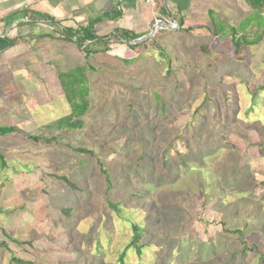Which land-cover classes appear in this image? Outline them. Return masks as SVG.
<instances>
[{
	"label": "rangeland",
	"instance_id": "rangeland-1",
	"mask_svg": "<svg viewBox=\"0 0 264 264\" xmlns=\"http://www.w3.org/2000/svg\"><path fill=\"white\" fill-rule=\"evenodd\" d=\"M213 1L221 34L209 20L125 53L64 54L61 70L85 65L89 111L68 134L42 127L45 117L20 123L57 143L21 134L3 142L0 229L17 243L0 231V264H264V37L235 49L222 0ZM55 86L59 118L68 105ZM233 166L246 183L224 185ZM131 223L144 228L139 257L125 249Z\"/></svg>",
	"mask_w": 264,
	"mask_h": 264
},
{
	"label": "crops",
	"instance_id": "crops-1",
	"mask_svg": "<svg viewBox=\"0 0 264 264\" xmlns=\"http://www.w3.org/2000/svg\"><path fill=\"white\" fill-rule=\"evenodd\" d=\"M219 4L227 26L239 28L251 16L245 0H222ZM214 6L213 0H152L151 3L146 0H0V126L15 125L22 130L20 123L33 121L37 125L39 117H45V122L39 123L45 128L57 119L55 85L61 87L56 67L64 68V54L71 50L86 61L75 38L64 39L66 28L74 30L97 20L94 33L100 39L120 32L145 36L159 21L177 25L179 29L200 30L208 28ZM114 11L118 15L110 16ZM169 30L159 26L153 36ZM127 45L125 41L124 44L109 41L110 49L120 53L129 49ZM66 70L60 69V72ZM61 94L63 98L62 89ZM68 113L69 107L63 116ZM17 135L20 133L0 136V153L7 165L8 153L3 142L15 140L13 137ZM5 172L0 169L3 176Z\"/></svg>",
	"mask_w": 264,
	"mask_h": 264
},
{
	"label": "trees",
	"instance_id": "trees-1",
	"mask_svg": "<svg viewBox=\"0 0 264 264\" xmlns=\"http://www.w3.org/2000/svg\"><path fill=\"white\" fill-rule=\"evenodd\" d=\"M247 6L251 10V16L246 19L244 23L240 25L239 28H235L232 26H227V30L230 35V39L232 42V45L235 49H239L243 46H255L257 45L261 39L264 37V0H245ZM114 14V15H113ZM113 14H110V16H116L118 15L117 12L114 11ZM212 25L214 24L213 18L211 17ZM219 21V20H218ZM97 22V20L90 21L87 25L84 27H78L77 29H71L66 28L64 30V39L65 40H72L75 38L76 46L78 49L83 53V56L85 60H88V58L91 55L97 54V53H105L110 49L109 41H113L116 44H124V41H133L143 35H137L134 33H119L116 35H111L109 37L105 38H97V36L94 33V24ZM181 25V24H180ZM216 32L220 33L222 32L221 22H217V24H214ZM192 28H185L184 31H190ZM238 31L240 35H238ZM221 34V33H220ZM144 41L141 42V44H128L127 47L132 50L136 49L140 45H144ZM134 58L129 60H121L124 64H128L131 61H133ZM85 65L77 66L75 68L69 69L68 71L64 72H57V79L59 81L60 87L63 92V98L64 101L67 103L69 107V113L65 116L57 118L54 122L48 124L45 126V129H51L53 132H59L61 134H68L71 132L80 131L84 127V117L89 111V89L87 86V78L85 76ZM264 89V88H261ZM252 95V99L255 97L256 93ZM251 99V103H252ZM253 106H249V111H252ZM9 133H20L21 135H24L27 139L32 140L34 142H43L45 144H53L58 142V138L60 136L52 135L49 138L41 135H31L24 133L21 131L18 127L15 125L12 126H0V136H3L5 134ZM261 155L264 159V139L258 144ZM73 151L81 154H87V155H93V152L90 149L83 148V147H77L73 148ZM99 163V161L97 160ZM100 164V163H99ZM5 167V160L4 156L0 153V168ZM232 167V165H231ZM235 166H233L232 171L229 170V175L226 177V179L223 180L224 185H229L230 181H233L235 183H246L248 179L247 175L239 176L236 174ZM102 174L105 177V196L107 197V203L108 206L112 209H114L115 205H113L109 201L108 197V190L111 188V180L109 178L108 173L106 170L101 169ZM231 172V173H230ZM56 179L61 180L64 182L69 188L76 189V186L74 183H72L68 177L66 176H55ZM238 179V180H237ZM236 180V181H235ZM243 185V184H241ZM242 188V187H241ZM246 188H243L242 190L245 191L246 194H249L248 189L244 190ZM141 195V193H139ZM136 194H134L135 196ZM130 230H131V239L129 240V243L125 247V249H128L132 247L135 251V254L139 257L141 256V250L144 246H146L144 243H142V233L144 232V228H142L137 223H131L130 224ZM3 236L7 237L13 242H16L13 238L10 237L8 233L2 228L0 229ZM240 229H234L230 233L234 234H240ZM0 247H3L7 249V245L4 242H0ZM125 249L122 250L119 260L122 262V257L125 253ZM11 262L18 263V264H31L30 262L21 260L16 257H11Z\"/></svg>",
	"mask_w": 264,
	"mask_h": 264
},
{
	"label": "water",
	"instance_id": "water-1",
	"mask_svg": "<svg viewBox=\"0 0 264 264\" xmlns=\"http://www.w3.org/2000/svg\"><path fill=\"white\" fill-rule=\"evenodd\" d=\"M159 26H164V28H166V29H177L178 27H177V25H174V26H170V25H168V24H166V23H164V22H161V21H159L158 23H156L153 27H152V30H151V32L150 33H148L147 35H145V36H141V37H139V38H137V39H135V40H133V41H125V43L126 44H138V43H141V42H143V41H145V40H147V39H149V38H151L152 36H153V33L159 28Z\"/></svg>",
	"mask_w": 264,
	"mask_h": 264
},
{
	"label": "built area",
	"instance_id": "built-area-1",
	"mask_svg": "<svg viewBox=\"0 0 264 264\" xmlns=\"http://www.w3.org/2000/svg\"><path fill=\"white\" fill-rule=\"evenodd\" d=\"M146 2H147V3H151V2H152V0H146ZM172 26H174V25H172Z\"/></svg>",
	"mask_w": 264,
	"mask_h": 264
}]
</instances>
